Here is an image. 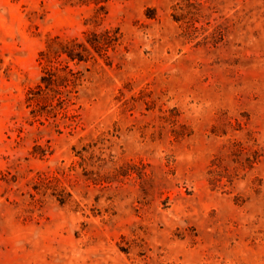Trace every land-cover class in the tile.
<instances>
[{"label": "rangeland", "instance_id": "obj_1", "mask_svg": "<svg viewBox=\"0 0 264 264\" xmlns=\"http://www.w3.org/2000/svg\"><path fill=\"white\" fill-rule=\"evenodd\" d=\"M0 264H264V0H0Z\"/></svg>", "mask_w": 264, "mask_h": 264}]
</instances>
